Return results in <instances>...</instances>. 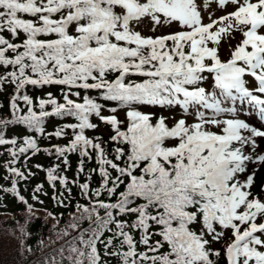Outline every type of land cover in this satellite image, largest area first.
<instances>
[{
	"label": "snow or ice",
	"instance_id": "snow-or-ice-1",
	"mask_svg": "<svg viewBox=\"0 0 264 264\" xmlns=\"http://www.w3.org/2000/svg\"><path fill=\"white\" fill-rule=\"evenodd\" d=\"M229 4L234 11L215 20L210 16V22L204 23L197 0H0V67L10 69L0 74V90L6 85L15 88L12 118L0 119V146L12 145L7 171L18 178L0 190L14 193L27 205L29 219L34 216V206L18 188L19 180H27L28 175L12 165L19 156L42 149L32 135L24 136L22 145L16 138H6L4 129L12 124L43 135L46 118L74 117L77 122L48 133L63 137L70 129L68 144L43 151L52 155L54 149L65 169L69 154H78V174L85 172L84 158L92 160L95 153L98 162V169L87 176L90 181L98 171L101 183L96 188L89 182L78 184L90 204L78 205L80 216L69 225L77 229L78 221L86 219L89 227L60 249L62 259L54 264H63V259L68 264H108L98 243L104 245V256L118 257L120 264H215L211 257H219L220 251L211 245L222 241L229 229L234 239L225 248L228 264H264V222H260L264 200L252 192L258 168L240 179L250 162L264 164V153L257 152L258 138L264 139V0H218L221 8ZM145 18L153 22V30L173 23L182 28L144 36L135 29ZM237 30L244 38L231 58L223 61L221 38ZM4 31L17 40L23 33L24 39L13 42ZM209 75L211 91L201 86ZM131 76L145 79L136 82ZM246 76L255 79L256 88L248 87ZM27 86H62L64 102L48 92L37 105L21 94ZM80 90H97L105 101L118 102L112 113L127 108L126 130L115 114L102 115L104 105L96 98L85 94L82 102L72 99L81 97ZM20 100L27 105L26 112ZM226 101L232 106L225 107ZM140 104L178 105L185 113L193 109L197 119L189 124L180 118L169 126L161 115L153 122L154 113L133 107ZM248 108L258 115L261 127L240 118ZM205 110H211V117ZM227 114L234 115L219 118ZM93 115L115 133L110 137L118 145L113 156L101 137L86 135V130L98 127L91 122ZM213 126L223 127L218 133L211 130ZM59 167L48 168L47 179L53 188L59 180L70 193L68 184L77 181L57 174ZM42 187L38 185L36 191ZM33 199L43 203L36 195ZM19 231L24 244L30 233L24 225ZM105 232L111 235L101 239ZM137 232L138 241L133 235ZM64 235H69L67 229ZM137 243L146 250L138 251ZM165 245L168 250L161 252ZM24 250L32 251L27 246Z\"/></svg>",
	"mask_w": 264,
	"mask_h": 264
},
{
	"label": "trees",
	"instance_id": "trees-1",
	"mask_svg": "<svg viewBox=\"0 0 264 264\" xmlns=\"http://www.w3.org/2000/svg\"><path fill=\"white\" fill-rule=\"evenodd\" d=\"M21 18L32 19L27 14H20ZM6 38L11 39L13 42H22L24 39V34H20L19 40L13 38L10 33L4 31L2 33ZM43 38V37H41ZM231 49V48H230ZM225 46L226 53L230 50ZM228 50V51H227ZM234 51L233 49H231ZM11 54V53H9ZM229 54V52H228ZM6 70L0 67V74H3ZM114 76H109L112 79ZM130 78H137V81L141 82L143 79L140 76H131ZM145 79V78H144ZM212 81L210 76L209 82ZM62 86H45L43 88L35 86H27L25 90L22 91L23 94H27L32 97L35 104L38 105L39 98H47V93L51 92L53 97H55L59 102L63 103V95L61 91ZM81 97L72 96V99L82 102V97L87 94L93 98H96L98 102L104 105L102 114L112 113L110 109L112 107H117L118 102L105 101L100 97L97 90H80ZM15 94V88L13 85H6L4 89L0 90V119H11L12 113L10 109V100ZM20 107L27 111V105L24 101H18ZM139 106H143L140 104ZM151 106L152 105H146ZM49 110L51 106H48ZM38 110V107L37 109ZM141 111V110H140ZM145 113H154L157 116L159 113L155 109H144ZM115 114L119 120L123 121L121 128L126 130L128 126V118L125 116L123 107H118ZM166 116V114H163ZM91 122L98 125L96 129L86 130V135L89 138L101 137L102 143L106 147L110 156L114 155V148L118 146L115 142L110 140V137L114 135L113 129H107L103 131L99 128L100 120L98 117L93 115L90 117ZM77 122L74 117H49L45 120V134L41 135L32 129H28L26 125L22 124H12L4 129L5 137L8 139L16 138L18 145H22L23 137L26 135H32L37 139L39 146L42 151L32 155V152L19 156L16 164L12 165L19 168L21 171L28 175L27 180H19L18 188L20 194L23 195L28 204H32L34 216L29 219V213L27 211V205L21 202L14 193H9L0 190V264H54L55 261H60L62 259L60 249L64 247L66 249L69 241L77 237L81 231L89 227L88 220H80L78 223L80 227L77 229H71L69 225L74 222V218L80 216V212L77 211L78 205H89L90 201L84 195L79 188V183L89 182L92 188L99 187L101 183V177L98 171L92 173L91 180H88V172L93 169H98V162L95 159V153H93V159H85V172L78 174V162L80 157L76 153L69 154V166L65 169V165L62 160H57L54 149L53 154L49 155L47 152L43 151L44 148H52L54 145H66L72 138V131L66 129L67 135L63 137L49 136L48 133H54L57 128L63 127L67 123ZM169 125V123H168ZM168 143L174 144L175 141H169ZM12 145L0 146V186L3 188H8L11 186L13 179H18L14 177L11 173L7 171L8 161L12 159L8 149ZM59 164L60 167L57 170V174L65 175L68 179L76 180L77 184H68V188H71L69 193L63 185L57 180L55 182V188L51 186V183L47 179V169ZM36 165H41V168H37ZM29 172L33 175H29ZM113 175L115 173L113 172ZM38 185H43L40 191H36ZM119 190H123V185ZM91 194V193H90ZM33 195L39 197L40 201L33 199ZM107 194L101 196V199H105ZM54 197H56L54 199ZM115 200V197L112 198ZM63 201V203H60ZM51 213V215H49ZM103 214V210L101 211ZM261 222V221H260ZM20 225H24L30 236L27 237L24 244H21L19 237ZM67 229L69 235H64V230ZM111 233L105 232L104 237L101 239H106ZM134 237L139 240V233H133ZM159 239V237H153V240ZM234 239L232 232L229 229L226 233L225 238L220 241L213 243L211 247L213 249H218L220 251L219 257H211L215 260V264H228L225 255V248L231 240ZM25 246L32 249L31 252H26ZM97 248L101 254L103 260H107L108 264H120L118 257H108L104 256V245L98 243ZM126 250V248H125ZM138 251H145V246L137 243ZM168 246L165 245L161 252L167 251ZM261 250H264L262 248ZM111 251V249H109ZM67 256V251L63 254ZM63 264H68L67 259H63Z\"/></svg>",
	"mask_w": 264,
	"mask_h": 264
},
{
	"label": "rangeland",
	"instance_id": "rangeland-1",
	"mask_svg": "<svg viewBox=\"0 0 264 264\" xmlns=\"http://www.w3.org/2000/svg\"><path fill=\"white\" fill-rule=\"evenodd\" d=\"M197 4L200 5V11L202 13V17H203V22L204 23H209L210 19L209 17L211 16L212 20L218 19L219 17L225 15L226 13L232 12L235 10V6L232 4H229L223 8L218 6V0H212L211 3H209V0H197ZM119 11V9H117ZM182 26L176 23H173L171 25H163V26H157L155 28V30H153V22L148 19L145 18L143 19L138 26H136V31L141 32L142 35L144 36H161V35H165V34H169V33H173L176 31L181 30ZM243 36L241 34L240 31H232L230 34L229 33H225L223 34L222 38H221V42L219 44V56L221 58V60L223 61H227L226 58L232 53V50H235L236 46L243 40ZM209 46H213L211 43L209 44ZM225 46L230 49L228 52L226 53L225 51ZM207 75V74H206ZM114 79V77L112 78ZM131 80H135L137 81V78H130ZM142 79H144V77H142ZM210 79V75L209 78L203 82V84L201 86L205 87L206 89H208L209 91L212 90L213 88V81L209 82ZM245 79L248 81V87L250 89H254L257 87V82L255 81V79L251 76H246ZM137 106V105H133V107L138 108L139 110H141L143 112L144 109H155L157 111V113H159L157 116L154 117L153 122H155V118L159 117L163 114H166L165 117H167V123H169V126L174 125V123L179 120L180 118H185L187 120V122L189 124L193 123L196 121L197 117L195 115V111L193 109H190V113H185L183 112V110L181 109L180 106H174V107H162V106ZM225 107H231V102H225L224 104ZM237 107H243L241 105H239V103L237 102ZM124 109V113L126 114L127 112V108H123ZM206 111V115L208 117H211L212 113L211 110H205ZM102 115H113V113H109V114H102ZM232 115L234 114H227V115H222L219 118L220 119H225V118H230ZM252 115L254 117V121L259 120V118L256 116V114L251 113V109L248 108L246 111H243L240 115L241 119H245L246 122H248L250 125L253 124V119H252ZM126 116V115H125ZM164 116V115H163ZM248 116V117H247ZM251 116V117H250ZM127 117V116H126ZM248 118V119H247ZM252 122V123H250ZM221 127H211V130L214 132H220L221 131ZM99 128L103 131H106L107 129H112L111 125L105 124L104 122L99 123ZM123 129V128H122ZM124 130V129H123ZM176 143V141H175ZM258 144H259V148L257 149L258 153H264V139H259L258 138ZM249 149L245 148V152H248ZM258 171H256V175H255V182H254V187H252V192L253 194H258L260 195L261 199L264 200V192H261V185H264V164H256V163H252L250 162L248 164V171L244 174H242L240 176L241 180L246 179L247 175L254 169H257ZM264 222V221H262ZM264 238V237H262Z\"/></svg>",
	"mask_w": 264,
	"mask_h": 264
},
{
	"label": "bare ground",
	"instance_id": "bare-ground-1",
	"mask_svg": "<svg viewBox=\"0 0 264 264\" xmlns=\"http://www.w3.org/2000/svg\"><path fill=\"white\" fill-rule=\"evenodd\" d=\"M253 116H255V115H252V119H253V126H256V127H261V122L260 121H254V117ZM248 117V116H247ZM251 117V116H250ZM248 119V118H247ZM250 123H252V122H250ZM261 130H264V128H261ZM246 135H247V133H245ZM254 187V186H253Z\"/></svg>",
	"mask_w": 264,
	"mask_h": 264
}]
</instances>
